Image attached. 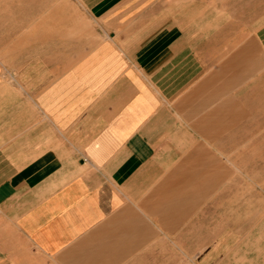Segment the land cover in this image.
<instances>
[{"label":"crops","instance_id":"1","mask_svg":"<svg viewBox=\"0 0 264 264\" xmlns=\"http://www.w3.org/2000/svg\"><path fill=\"white\" fill-rule=\"evenodd\" d=\"M0 264H264V0H0Z\"/></svg>","mask_w":264,"mask_h":264},{"label":"rangeland","instance_id":"2","mask_svg":"<svg viewBox=\"0 0 264 264\" xmlns=\"http://www.w3.org/2000/svg\"><path fill=\"white\" fill-rule=\"evenodd\" d=\"M255 194H257V192H255Z\"/></svg>","mask_w":264,"mask_h":264}]
</instances>
